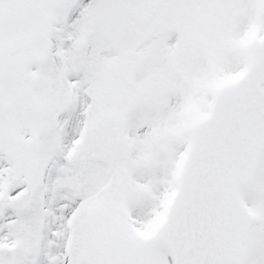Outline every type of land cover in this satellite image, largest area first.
Here are the masks:
<instances>
[{
	"label": "snow or ice",
	"instance_id": "6c2138e0",
	"mask_svg": "<svg viewBox=\"0 0 264 264\" xmlns=\"http://www.w3.org/2000/svg\"><path fill=\"white\" fill-rule=\"evenodd\" d=\"M0 264H264V0H0Z\"/></svg>",
	"mask_w": 264,
	"mask_h": 264
}]
</instances>
